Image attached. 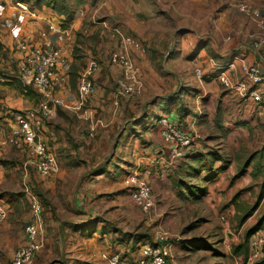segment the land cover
<instances>
[{
	"label": "crops",
	"instance_id": "crops-1",
	"mask_svg": "<svg viewBox=\"0 0 264 264\" xmlns=\"http://www.w3.org/2000/svg\"><path fill=\"white\" fill-rule=\"evenodd\" d=\"M15 1L0 0V3L4 5L5 16L10 13ZM196 2L198 3V1ZM238 2L243 1L209 0V3L204 1L201 7L190 6L195 8L194 11L197 10V14L188 18V20L193 21L188 22L186 28L182 27L184 29L181 30V34L177 36V39H171L173 44L179 42L180 48L177 49L176 55L170 59L167 69L169 70L168 74L178 76L185 83L193 84L192 88L199 91L195 95L187 96L185 92L190 89H182V87L188 85L179 86L174 80L175 86H179L174 93L181 90L180 93L174 96L163 94L156 100L157 102L146 104L143 107V111L148 115L144 119H137L139 123L132 124L129 119H125L126 121L122 124L131 127L132 130H136L134 133L128 131L126 126L124 130L113 137L114 126L118 127V125L114 124L121 122L116 117V114L119 110L124 109L122 105V107L118 105L115 91L113 103L116 107L113 109L111 116H107L105 119L95 114L96 110L94 112L91 108H82L77 105L78 97L75 94V90L68 85L69 67L67 70V84L61 88L55 87L53 90V94L64 99L67 105L64 108L59 107L61 112H59L57 119L55 118L56 122L60 124L62 131H65L66 127L69 126L76 132L80 125L84 123V125L86 124L84 132L87 135L86 130L89 120L85 116L88 119H99L101 126L106 125V129L103 127V132L100 133V139L105 140L102 145L103 148H101L102 151L105 150V144L110 146L112 137L113 143L111 152L107 154L103 162L97 161L92 166L89 172L90 175L86 176L88 178L85 177L86 179L82 180L81 183V195H84V198L89 203L97 204L98 208H88L87 205L79 207L77 212H80V216L83 219L79 220L72 230L67 227L66 221L65 223L63 220L60 221L56 225L55 231H53L55 235L49 234L46 238L44 235V246L37 253L33 264H108L109 256L114 253H118L129 263L134 264L138 258L139 247L142 243H156L158 241V232L155 231L163 225V215L155 211V206L156 200L162 198L164 200L167 198L174 200L181 196H188L184 198L191 197L190 199L199 201L208 196L213 201L226 206L227 215L221 214V220L227 221L230 215L234 219L240 216L239 206L244 199L247 200V197L251 196V191L258 189L259 181L256 180L255 183H252L248 187L249 189L251 188V190L248 189L249 191L245 189L246 184L244 182L251 178L247 173H250V170L256 166L255 163L264 162V145L261 148L254 149L255 152L252 151L250 153L253 155L251 159H248L251 162L250 164L246 163L244 168L245 164L243 165L242 162L243 153L240 152L238 140L240 135L241 137H246L251 131L254 139H258L259 142L264 139V107L249 97H240L224 88L214 77V74L223 65L230 62H233V69H229L227 72L236 79H244L240 71V62L249 65L257 64L264 72V49L254 47L256 27L243 13L237 11L235 3ZM32 10L35 12L34 17L25 16L18 19L19 21L23 18H33L30 19V29L25 30L21 35H13L16 28L7 30L0 25V41L4 44V48L6 46L8 51L11 49L8 45L10 43L13 44V39L16 36L45 31L49 23L60 24L63 21V18L61 19L62 16L59 15L55 17L56 21L51 20L52 17L40 19L41 15L39 13H42V11L40 10L38 13L36 10ZM261 11L263 12L264 10L261 9ZM45 14L48 15L47 12ZM186 17H189V15ZM79 19H75L73 23H66L64 26L61 25L62 28L70 27L69 35H66L64 39L58 40L54 35L50 36L53 44H58L63 48L69 62L72 59L70 57V48H72L73 43V24L76 28ZM12 35L14 36L13 39H9ZM109 66L112 69L119 70L115 66ZM139 67H141L140 64ZM149 69L153 71L154 68L149 65ZM196 70H199L200 77L196 74ZM153 73L155 76L157 75L154 71ZM194 73L199 79H204L206 86L202 85L203 81L201 80L199 87L195 84ZM96 76L97 73L94 76V80ZM108 81V75L105 74L104 77H100L98 82L107 86ZM19 85L21 84L17 73L15 76L7 74V76L0 77V205L7 211L6 217L0 220V264H9L14 251L23 242L24 226L29 221L30 216L26 203L27 197L22 200L17 195L18 192H8V188L5 185L6 177L3 175L4 159L8 156L12 166H18L20 163L18 160L26 165V161H24V156L27 155L26 151L15 149L7 143V136L13 124V119H11L13 113L22 109L33 108L34 103L37 102L36 104L38 105L40 101V96L35 92H33L35 95L33 98H30V93L28 94L30 90L27 93H20L18 90ZM96 87L95 94L98 90L97 85ZM107 88L110 89V86H107ZM256 88L264 92V84ZM188 97L190 98L189 102L184 103L183 110L180 112L181 104L179 101L183 98L188 99ZM96 106H98L97 103ZM83 109L84 114L82 113ZM168 113H174L179 126L186 131L191 129L190 124L194 120H197L198 123L205 120L206 124L211 128L212 134L208 135V139L202 142L205 147L212 146L214 149L202 148L199 141H194L182 157L173 160L168 146L161 138L160 128L157 124V119ZM120 114L117 115L119 117L122 116V110ZM75 118L79 121H73ZM5 123L10 126L8 131L2 127ZM41 134L49 147L56 146L58 139L55 138L53 133H50L49 137H46L43 131ZM85 136L82 138L84 139ZM61 137L64 138L65 136L58 135L59 141L63 146L64 140H60ZM223 140H226L227 145L223 143ZM232 141H234L233 145L229 146ZM115 158L117 161L122 160L123 162L130 160L134 164V170L139 171L149 182L154 199V205L149 211H142L131 200L129 190L124 183L126 174L121 177L116 169H112L115 164ZM205 158H214L211 172L206 170L207 167L202 166ZM238 163L240 166H238ZM259 168H257V171ZM22 169H24V166ZM145 169L149 174L146 173ZM188 169H192L193 172L191 173L193 175ZM187 172L194 179L197 178L202 181L203 185L188 183V185L185 184L183 186L182 176ZM215 172L218 173L215 180L207 181L206 178ZM148 175L149 179H147ZM262 175H264V169ZM120 177L121 180L119 181ZM262 179L264 180V177ZM115 180L120 183L115 185ZM190 185H194L195 189L197 187L205 188L206 193L198 197L191 195L189 192ZM215 186L219 189L220 194L212 191ZM113 193L115 195L113 199H110L109 204L108 199ZM115 203L117 204L115 205ZM162 203L164 202L162 201ZM109 206L116 207L115 213L112 211L114 207ZM130 206H135L142 214L150 216V220L155 219V226L156 222H159L152 236L144 234L136 241H133L131 238H126L123 234H120L119 228L116 229L118 227V224L114 222L116 214L121 215L130 223ZM224 226H228L227 222H224ZM187 240L185 241L186 244L191 247ZM67 242L71 243V245H66ZM170 246L172 247H170L172 253L173 246ZM191 250L195 249L191 248Z\"/></svg>",
	"mask_w": 264,
	"mask_h": 264
},
{
	"label": "rangeland",
	"instance_id": "rangeland-1",
	"mask_svg": "<svg viewBox=\"0 0 264 264\" xmlns=\"http://www.w3.org/2000/svg\"><path fill=\"white\" fill-rule=\"evenodd\" d=\"M27 1L29 6L38 13L40 10L42 11V13H39L41 15L40 19L52 17L51 20L56 21L55 17H58V15L62 16L61 19H64L66 18L65 11H69L72 14V20L70 21L72 23L75 19L80 18L76 28L73 24V43L72 48H70V57L72 59L70 60L71 69L68 85L75 90V94L82 108H91L94 112L96 110L95 114H98L104 119L107 116H111L113 109L116 107L113 103L115 100L114 91L116 92V80L121 74L118 69H112L109 66L110 64H108L107 60L109 53L120 47L121 34L134 37L144 46L143 53L139 54L136 51L132 52V58L134 59L135 66L142 81V89L132 97H126L115 93L118 105H122L124 109H121L122 116L119 117L117 115H121V110L116 114V117H118L121 122L119 124H114L118 125V127L114 126L113 137L127 126L122 124L126 121L125 119H129L132 124L139 123V120H137L139 118L144 119L148 114L143 111V107H145L146 104L157 102L156 100H158L161 95L174 96L181 92V90H179L177 93H174L175 89L182 85H188L182 87V89H190L185 92L187 96L191 94L195 95L197 91H199L192 88L193 84L189 82L185 83L181 81L178 76L168 74L169 70L167 67L170 59L176 55L178 52L177 49L180 48V43L176 42L173 44L171 39H177V36L181 34V30L187 27V23L193 21L188 20V18H190L191 15L194 16L197 14V10L194 11L195 8H191L190 6L201 7L204 1L209 3V0ZM37 1H40V6L36 4ZM196 1H198V3ZM242 1L252 3L264 10V0ZM80 11L83 12V16H80ZM45 12H47L49 16L46 15ZM188 15L189 17H186ZM30 19L33 18L20 19L15 26L16 29L13 35H21L25 30L30 29ZM13 35L9 39H13ZM175 36L176 38H174ZM155 42L157 43L154 44ZM11 46L12 44L10 43L8 47L11 48ZM10 52H12V54ZM13 57V51H8L6 46L3 50H0V77L7 76V74L12 76L16 75L17 68ZM90 59H97L100 64V70L95 79L98 90L96 94L82 98L79 96L78 92L79 80L86 63ZM139 64L142 69L139 67ZM149 65H152L154 68L153 71L157 73L156 76L153 71L149 69ZM105 74L108 75L109 81L107 86H110V89H108L106 85L98 82L100 77H104ZM194 79L198 87L201 81L204 80L203 78L199 79L195 73ZM174 80H176L179 86H175ZM202 85L206 86L205 81H203ZM19 86L18 90L21 93L22 87L21 85ZM29 93L30 98L35 97L32 91L28 92V94ZM189 100L190 98L188 97V99L183 98L179 101L181 104L180 112L183 110L184 103L189 102ZM36 103L37 102L34 103L33 108L37 106ZM96 103L98 106H96ZM59 112H61V109L58 108L55 114L42 121L43 134L49 137V134L53 133L55 138L58 139L56 146H50V150L55 153L58 162L59 168L56 173L48 177H39L32 163L31 156L29 157L28 154L24 156L26 165L18 160V162H20L18 166H12L9 156L4 159L3 175L6 177L5 185L8 188L7 191L18 192L17 195L23 200L26 199V190L29 189L30 192L35 193L40 198L45 219V238L48 237L49 234L55 235L53 231H55L56 225L62 220L64 223L66 221L68 228L71 230L74 229L76 223L83 219L82 216H80V212H77L79 207L87 205L88 208H98L97 204L94 205L89 203V201L84 198V195H81V183L82 180L88 178L86 176L90 175V169L97 161L103 162L107 154L111 152L113 143L112 137L110 146L105 144V150L102 151L101 148H103L102 145L105 143V140L100 139V133L103 132V127L106 129V125L98 126L92 137L85 134L86 124L84 125V123L80 125L77 132L72 130L69 126L66 127L67 129L65 131H62V127L56 122ZM73 121L79 120L75 118ZM190 125L191 129L189 132L195 136V141H199L202 148L214 149L212 146L205 147L202 142L206 141L208 135L212 134L211 128L206 124V121L202 120L198 123L197 120H194ZM2 127L8 131L10 126L5 123ZM126 128L132 133L136 131L128 126ZM58 135L65 136L64 138H60V140H64L63 146L59 141ZM82 135H86L84 139ZM223 143L226 144V140H223ZM233 143L234 141H232V144L229 146H232ZM238 143L240 152L243 153L242 162L244 165L246 163L250 164L251 160L249 161L248 159H251L253 156L250 153L252 151L255 152L254 149L256 148H261V146L264 145V139H262L261 142H259L258 139H254L251 131L246 137H241L240 135ZM114 163L112 169H116L121 177L125 174V178L131 174L142 176L139 171L134 170V164L130 160L123 162L122 160L117 161L115 158ZM239 163L241 165L240 161ZM239 163L238 166H240ZM22 164L24 169H22ZM255 165L256 166L250 170V173H247L251 178L244 183L246 184L245 189L249 191L251 188L249 189L248 187L257 180L259 181L258 189L256 191H251V196H248L247 200L244 199L239 206L238 210L240 216L238 217L241 218L237 217L234 219L230 215L227 221L221 220L220 215L227 213L225 209L226 206L217 201H213L208 196L199 201H194L190 199L191 197L184 198L188 196H181L174 200L169 198L165 200L163 198V200H156L155 211L162 213L163 225L158 227L155 232H158V236L165 237L166 244L173 246L174 254L172 252V255L177 264H249L248 259L246 261L243 260L244 256L242 254L234 253V246L242 243L246 231L258 223L259 220L263 219L262 224L264 225V180L262 179V177H264V175H262L264 162L259 161L256 162ZM15 167H17V169H15ZM258 167L260 168L257 171ZM130 169L131 171L128 172ZM188 170L190 173L193 172L192 169ZM145 171L148 173L146 169ZM189 172L182 176L183 186L185 184L188 185V183L203 185L202 181L191 177L190 174H188ZM147 179H149V175ZM119 181L115 180V185L119 184ZM212 191L216 192V194H220L217 186H215ZM114 195L115 193L110 195L108 199L109 204L111 201L110 199H113ZM162 201L164 203H162ZM26 203L29 209L28 198L26 199ZM116 204L117 203H115V205ZM109 207H114L112 211L115 213L116 207ZM249 210L250 213L247 214L246 212ZM130 212V223L121 215H115L114 222L118 224L116 229L119 228L118 231L120 234H123L126 238H131L133 241H136L144 234L152 236L159 222H156L157 224L155 226V219L150 220V216L142 214L135 206H130ZM224 222H227L228 226H224ZM187 228L188 230H185ZM261 232L264 233L263 230ZM192 237L206 240L216 251L191 250V247H189L185 241ZM176 242L177 244H175ZM66 245L69 246L71 243L67 242ZM37 257L39 258V256Z\"/></svg>",
	"mask_w": 264,
	"mask_h": 264
},
{
	"label": "built area",
	"instance_id": "built-area-1",
	"mask_svg": "<svg viewBox=\"0 0 264 264\" xmlns=\"http://www.w3.org/2000/svg\"><path fill=\"white\" fill-rule=\"evenodd\" d=\"M237 11L243 13L256 27L255 48L264 49V14L261 9L249 2L235 3ZM35 16V12L26 3L15 1L10 13L4 14V5L0 3V25L7 30L15 28L19 17ZM80 16L83 12L80 11ZM70 27L62 28L59 24L49 23L45 31L27 33L16 36L9 51H13L17 76L22 92L33 89L40 101L35 108H28L13 113V124L7 136V143L15 149L25 150L31 156L32 163L39 177H48L58 171V162L54 152L42 137V121L55 114L59 107H66L64 99L53 94L55 87L61 88L67 84L69 59L58 44H53L50 36L62 40L69 35ZM120 47L109 53V64L119 68L120 77L116 80V93L132 97L142 89V81L135 66L132 52H144V46L130 35L120 37ZM12 54V52H10ZM12 58V59H13ZM14 62V61H12ZM233 69V62L226 63L214 74L218 82L226 89L240 97H249L264 107V92L256 87L264 84V72L257 64L249 65L240 62V71L244 79H236L228 74ZM100 70L97 59H90L79 80V96L86 98L96 92L94 76ZM196 74L200 77L199 70ZM77 105L81 107L79 99ZM84 114V109L82 111ZM89 115V113H87ZM86 130L92 137L98 126L99 119H88ZM162 140L169 148L173 160L182 157L192 146L195 136L182 129L174 113H168L157 119ZM30 162V160H29ZM131 200L142 211H149L154 205L149 182L138 174H131L124 179ZM30 216L24 226V240L16 248L9 264H33L37 253L44 245L45 219L43 207L38 195L26 190ZM6 209L0 205V220L6 217ZM164 243V244H163ZM264 236L256 234L250 241L249 264H264ZM108 264H131L118 253L109 256ZM134 264H177L171 253L170 244L165 237L159 236L156 244L142 243L139 255Z\"/></svg>",
	"mask_w": 264,
	"mask_h": 264
},
{
	"label": "trees",
	"instance_id": "trees-1",
	"mask_svg": "<svg viewBox=\"0 0 264 264\" xmlns=\"http://www.w3.org/2000/svg\"><path fill=\"white\" fill-rule=\"evenodd\" d=\"M19 2H23L29 5L27 0H16ZM40 1H37L36 4H39ZM40 6V4H39ZM30 8H32L30 6ZM33 9V8H32ZM66 14V18L63 19L62 22H60L59 25L64 26L66 23H69L72 20V14L69 11H65L64 12ZM4 49V44L0 41V50ZM72 66V64H71ZM71 69V68H70ZM30 91L35 92L33 89H30ZM36 93V92H35ZM214 161V158L211 159H206L204 160V162L202 163L205 168L207 167V171L211 172L212 168V163ZM246 167V164L244 165V168ZM196 169V168H195ZM217 172L215 173H211L206 180L207 181H213L215 180L216 176H217ZM190 194L194 195V196H202L204 193H206L205 188H198L195 189L194 185H190ZM263 187V186H262ZM263 192V191H262ZM260 196V195H259ZM247 214L250 213V210L246 212ZM246 215V214H245ZM244 217V216H243ZM263 219L259 220L258 223H256L253 227L249 228L246 233L244 234L243 237V241L242 243L235 245L234 246V253L236 254H242L244 256V261H246L248 259L249 253H250V241L251 239L256 235V234H261L264 236V233L261 232L262 230L264 231V225L262 224ZM190 228V227H188ZM185 229V230H188ZM151 244H156L154 242H149ZM187 243L191 246V248L195 249V250H213L216 251V249L212 248V245H210V243H208L206 240L202 239V238H191L187 240ZM263 252H264V246H263Z\"/></svg>",
	"mask_w": 264,
	"mask_h": 264
}]
</instances>
